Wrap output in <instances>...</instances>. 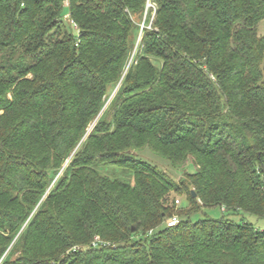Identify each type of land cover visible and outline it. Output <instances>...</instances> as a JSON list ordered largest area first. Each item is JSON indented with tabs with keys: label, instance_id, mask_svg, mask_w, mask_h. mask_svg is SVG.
I'll return each mask as SVG.
<instances>
[{
	"label": "trees",
	"instance_id": "16d2710c",
	"mask_svg": "<svg viewBox=\"0 0 264 264\" xmlns=\"http://www.w3.org/2000/svg\"><path fill=\"white\" fill-rule=\"evenodd\" d=\"M262 20L264 0H0V264H264Z\"/></svg>",
	"mask_w": 264,
	"mask_h": 264
},
{
	"label": "rangeland",
	"instance_id": "374dc122",
	"mask_svg": "<svg viewBox=\"0 0 264 264\" xmlns=\"http://www.w3.org/2000/svg\"><path fill=\"white\" fill-rule=\"evenodd\" d=\"M148 7H149V5H148ZM64 15L65 16L68 15V11L67 10H64ZM74 33L77 34L75 31H74ZM257 33H258L259 36H263L264 35V20H262V21H260L258 23V25H257ZM137 42H139V38H138ZM113 96H114V93L111 96V98ZM138 156L140 158L144 159L145 161H148L149 163L157 164L163 170H165L167 172H170L171 174H174L175 178L177 180L180 179V177L182 176L183 171H187V172H192L193 171L192 166H190L188 164L185 167V169L182 168V169H179L177 171L176 170L174 171V170L171 169V167L167 163H160L161 161L158 160L157 157L154 154H152L147 148L142 149L141 151H139L138 152ZM102 168H106L108 170H113L114 169L115 172H116L114 174L117 177L120 176V174H122V171L120 169L112 167V166H103ZM171 198L172 199L175 198L177 201H179V204H177L175 202L178 207L185 208L187 206V202H186L184 196H181L179 194H175V195H171ZM204 217H209V218H212V219H219V218L222 217V213H221V210L219 208L203 209L202 212H198V213L192 214L190 216V220L192 222H197V221L203 219ZM232 219L235 220V221H239L241 218L239 216V217H232ZM244 220L252 223L256 229H260L261 231L264 230V219H257V218L251 217V216H244Z\"/></svg>",
	"mask_w": 264,
	"mask_h": 264
},
{
	"label": "built area",
	"instance_id": "2783aa9c",
	"mask_svg": "<svg viewBox=\"0 0 264 264\" xmlns=\"http://www.w3.org/2000/svg\"><path fill=\"white\" fill-rule=\"evenodd\" d=\"M64 4H65V6H67V5H68L67 1H65ZM64 20H65V21H68V20H69V16H68V15L64 16ZM71 24L73 25V28H74V30L76 31V33H78V32H77V27H76V25L73 24V22H71ZM176 203L178 204L179 201H176ZM177 224H178V219H177V217H173V218H171V219H169V220L166 221V226L169 227V228H172V227L176 226ZM97 240H98V239H96V243H97ZM93 246H96V244L94 243Z\"/></svg>",
	"mask_w": 264,
	"mask_h": 264
},
{
	"label": "water",
	"instance_id": "95a60500",
	"mask_svg": "<svg viewBox=\"0 0 264 264\" xmlns=\"http://www.w3.org/2000/svg\"><path fill=\"white\" fill-rule=\"evenodd\" d=\"M191 194H192V196H193V197H195V194H194V192H193V191H191Z\"/></svg>",
	"mask_w": 264,
	"mask_h": 264
}]
</instances>
